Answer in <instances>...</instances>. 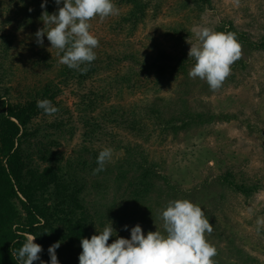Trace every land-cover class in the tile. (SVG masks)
<instances>
[{
    "label": "rangeland",
    "instance_id": "obj_1",
    "mask_svg": "<svg viewBox=\"0 0 264 264\" xmlns=\"http://www.w3.org/2000/svg\"><path fill=\"white\" fill-rule=\"evenodd\" d=\"M149 1L145 22L139 23L131 33H126L128 28L125 24L116 31L109 26L126 11L124 6L115 4L119 9L117 16H110L103 21L97 17L91 21L90 31L99 39V46L94 49L97 59H103L106 53L113 50L119 52V48L135 53L130 68L137 72L132 79L137 86L144 84L137 82L139 77L143 81L144 78L149 79L148 74L139 72V60L147 58L142 55L162 47L169 55L188 57L191 45L187 41L198 42L192 31L196 27L207 26L218 31L220 24H232L245 37L243 41L237 38L242 45L241 59L231 66V75L216 91L211 90L205 80L189 77L188 73L194 66L190 62L187 74L174 80H165L158 88L147 85L143 91L140 88L132 93L124 90L121 103L127 110H132L135 116L144 117L146 132H151L146 140L133 137L119 128L117 142L111 143L110 136L102 135L100 141H94L92 145L84 143V128L74 111L77 97L72 94V90L82 93L87 87L72 85L71 89L64 91L61 99L70 111H74L75 128L73 134H65L58 149L64 158L82 156L90 159L92 155L83 146L92 150L111 147L114 150L113 158L105 166L110 168V172L104 176L112 181L115 165L124 161L125 148L129 146L136 150L135 146H139L146 152L148 161L158 164L156 171L166 175L170 183L176 186L172 191L168 190L165 180L154 178L156 186L150 196L138 200L128 190L124 191L126 183L118 185L117 182H111L108 187L100 189L87 185L86 200L93 205L91 210H109L113 216L120 210L127 213L125 225L129 231L126 238L130 239L131 228L136 224L142 227L145 235L156 230L163 233L160 214L168 202L188 199L202 206L209 223L213 225V232L206 234V239L217 249L214 264H264V228L257 232L256 225L257 218L264 217V49H256L252 45L263 38L264 0H209L201 12L193 9L191 1L184 6V0ZM154 5L158 6L157 16L151 11ZM1 19L3 16H0V34L11 31L15 35L13 45L16 47L11 52L12 56L16 54L21 63L30 65L34 59L32 51L24 46L36 41L35 33L42 28V23L36 29L18 30L15 22L3 23ZM173 27L184 29L182 39L176 40L172 36L170 31ZM126 42L129 43L126 45ZM44 46L57 56V49H50L46 35ZM118 63L108 72H127V61ZM18 68L13 75L18 82L25 79L26 74L29 81L37 78L29 70ZM55 70L56 67H53L49 75L53 76ZM150 77L145 81L146 84L151 83L152 75ZM92 82L89 80L87 85ZM152 103H157L166 117L177 114L181 108H188L204 115L213 114L214 118L177 133L160 134L158 130L152 129V119L145 116ZM97 112L95 110L94 114ZM226 171H231L237 181L257 184L256 191L245 195L230 188L221 181ZM89 177L93 178L94 175L90 174ZM98 178L102 179L100 175ZM112 222L115 220L111 219ZM58 260L63 264L65 258L58 257Z\"/></svg>",
    "mask_w": 264,
    "mask_h": 264
},
{
    "label": "trees",
    "instance_id": "obj_2",
    "mask_svg": "<svg viewBox=\"0 0 264 264\" xmlns=\"http://www.w3.org/2000/svg\"><path fill=\"white\" fill-rule=\"evenodd\" d=\"M189 1L196 12H201L209 2L184 0L183 6ZM113 2L120 7H126V11L109 24L115 31L122 29L125 24L128 28L126 33H131L139 23L145 22L149 0ZM41 3L42 0H0V16H3L1 21L15 22L18 30L36 29L41 23L43 28L40 17L44 9L41 8ZM62 6L63 0L59 6L55 4V0H48L46 10L52 14L58 12V7ZM157 9L158 6L154 5V10H151L154 16H157ZM217 29L235 33L239 41L245 39L232 24H220ZM183 30L182 27H173L170 32L176 40H180ZM14 40L15 35L11 31L0 34V264H18L13 253L23 246L29 235L36 236L34 242L43 247L40 256L46 264L50 261L48 248L57 241H61L56 250L57 257L65 258L63 264H79L81 240L90 239L92 235L101 232L111 223V219L115 220L112 226L116 235L110 237L109 244L119 237L126 238L129 231L124 228L127 213L123 210L113 216L109 210L102 211L94 207V210L90 209L93 205L86 200L87 185L100 189L108 187L111 182H117L118 185L126 183L124 191L128 190L138 200L150 196L156 186L154 178L165 180L168 190L172 191L176 186L170 183L166 175L156 171L158 164L148 161L146 152L139 146H135L136 150L129 146L124 147V161L115 165L114 181L104 176L110 172V168L105 167L104 171L93 174V170L98 167L97 157L102 150L100 148L92 150L83 146L92 155L90 159L82 156L64 158L58 147L65 134H73V112H76L77 119L83 125L84 143L92 145L94 141H100L102 135L110 136L111 143L117 142L119 128L133 137L146 140L151 132H146L144 117L135 116L132 110H127L121 103L124 90L132 93L140 88L143 91L147 85L158 88L165 80H174L187 74L188 63L195 61L181 54L169 55L162 47L153 53L148 52L142 55L147 58L138 62L139 72L148 74L149 79L152 75L153 79L146 84L145 81L149 79L144 78L143 81L139 77L137 82L144 84L137 86L132 82L137 72L130 68L135 57L133 51L119 48V52L113 50L106 53L103 59L91 62L89 70L82 74L59 63V57L51 54L44 44L39 46L33 41L24 48L32 51L34 59L30 65L23 64L16 54H11L16 47L13 45ZM252 45L256 49H264V33L261 41ZM124 60L128 63L127 72H108ZM18 67L29 70L37 78L29 81L26 74L25 79L18 82L13 77ZM53 67H56L55 74L50 76ZM101 72L106 74L101 75ZM89 80L93 82L88 86ZM72 85H77L78 88L87 87L82 93L72 90V94L77 97L74 111H70L61 99L64 91L71 89ZM42 99L51 100L59 108V112L53 116L46 115L36 106L37 100ZM95 110H98L96 114ZM145 116L152 119V129L158 130L160 134L177 133L182 129L210 122L214 118L213 114L204 115L188 108H181L177 114L166 117L157 103L149 106ZM90 174L94 177L90 178ZM221 181L245 195L253 193L258 187L257 184L237 181L231 171L224 172ZM33 264H40V261H34Z\"/></svg>",
    "mask_w": 264,
    "mask_h": 264
},
{
    "label": "clouds",
    "instance_id": "obj_3",
    "mask_svg": "<svg viewBox=\"0 0 264 264\" xmlns=\"http://www.w3.org/2000/svg\"><path fill=\"white\" fill-rule=\"evenodd\" d=\"M47 2L42 0L41 3L44 10L40 19L44 27L35 33V42L43 46L46 35L50 49H57L59 63L86 73L91 62L97 59L94 49L99 46V39L90 31L91 21L97 17L103 21L117 16L119 9L113 0H63L58 12L49 14ZM55 4L59 6L61 0H55ZM192 31L198 42L187 41L191 45L188 57L195 61L188 75L205 80L213 91L219 90L231 75V66L241 59L242 45L235 33L220 32L207 26ZM36 106L48 116L59 112L49 99L37 100ZM113 152L111 147L99 152L98 167L93 174L105 170L112 161ZM160 216L163 233L156 230L145 235L142 227L136 224L131 228L130 239L119 237L109 244L110 237L116 235L110 223L90 239L83 238L79 264H214L217 249L206 239V234L213 232V225L202 206L188 199H176L168 202ZM256 225L257 232L264 228V217H258ZM35 239L34 235L27 236L23 246L13 253L18 264H33L34 261L46 264L40 256L43 247L35 243ZM60 245L61 241H57L49 246L50 264H60L56 252Z\"/></svg>",
    "mask_w": 264,
    "mask_h": 264
}]
</instances>
